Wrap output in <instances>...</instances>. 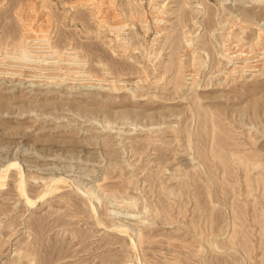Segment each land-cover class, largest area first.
Here are the masks:
<instances>
[{"label": "rangeland", "instance_id": "rangeland-1", "mask_svg": "<svg viewBox=\"0 0 264 264\" xmlns=\"http://www.w3.org/2000/svg\"><path fill=\"white\" fill-rule=\"evenodd\" d=\"M100 1L0 0V264H264V0Z\"/></svg>", "mask_w": 264, "mask_h": 264}, {"label": "bare ground", "instance_id": "bare-ground-1", "mask_svg": "<svg viewBox=\"0 0 264 264\" xmlns=\"http://www.w3.org/2000/svg\"><path fill=\"white\" fill-rule=\"evenodd\" d=\"M105 1V0H104ZM110 1V0H109ZM107 2V4H102L101 3V1L99 2V6H98V14H101L102 16L103 15H107V12H108V10H110L109 9V7H110V5L112 6L113 4H112V2ZM256 1L257 0H251L250 2H248V3H253V2H255L256 3ZM259 1V0H258ZM258 3V2H257ZM30 5V4H29ZM101 6V7H100ZM95 8H96V6H95ZM100 8H104V9H106V11H104L103 10V12H101L100 11ZM114 9H115V7H114ZM36 10V9H35ZM35 10H33L32 8H25V7H20V9L18 10V12L16 13V15L18 16V19H20L22 22H20L19 20V22L20 23H23V26H24V31L26 32V36H28V37H30V35H33L34 36V32H35V30L32 28V26L37 22V20H35L36 18H35V15L34 16H32V15H29V14H31V12H35ZM112 10H110V12H111ZM114 11H112V13H113ZM118 14V13H117ZM15 15V16H16ZM100 17L101 18V22L102 23H105V24H107V26L109 27V31H112L113 30V32L114 31H116L117 32V34H119L120 33V31L122 32V30H124L125 28H126V26L125 25H122V23L121 24H117V21H116V19H115V16H111V17H106V16H103V17ZM120 16V15H119ZM107 20L109 21V23L107 22ZM252 20V19H251ZM116 21V22H115ZM46 24V23H45ZM35 27H36V25H35ZM262 29V28H261ZM27 30V31H26ZM47 30V29H46ZM46 30L44 31L45 32V34H46ZM259 30H260V27H259ZM38 31H39V29H38ZM41 31V30H40ZM39 31V32H40ZM261 31V30H260ZM30 32H33V34L32 33H30ZM36 32H37V29H36ZM35 32V33H36ZM39 32H37V33H39ZM119 32V33H118ZM37 33H36V35H37ZM42 33H43V31H42ZM115 33V32H114ZM123 33V32H122ZM28 34V35H27ZM263 34V33H262ZM40 35V37H42V36H44V35H42V34H39ZM39 35H37V37L36 38H39L38 36ZM48 35V34H47ZM258 37H260L261 38V35L258 33ZM117 36V35H116ZM46 37V36H45ZM27 37H25V39H26ZM31 38V37H30ZM34 38H35V36H34ZM42 39V38H41ZM46 38H44V40H45ZM27 40V39H26ZM47 40H49V38L47 37V39L45 40L46 41V43L43 41V44L45 43V44H47L48 45V42H47ZM262 40V39H261ZM32 41V40H31ZM40 41V40H39ZM40 43H42V42H39V44ZM50 44V43H49ZM49 46V45H48ZM47 46V47H48ZM189 46L190 47H192V41L190 40L189 41ZM41 47H43V46H41ZM27 48H28V46H27ZM50 48V47H49ZM193 48V47H192ZM260 48V47H259ZM45 49V48H44ZM46 49H48V48H46ZM239 49V48H238ZM248 50V49H247ZM225 51V50H224ZM233 51V50H232ZM193 52V49H191V51H190V53H192ZM231 52V51H230ZM248 52H249V50H248ZM21 53H22V55H23V57L24 58H29L30 57V55H29V50H25V49H22L21 48ZM238 53V52H237ZM241 53H243V52H241V51H239V54H237V55H234V57H238V56H240L241 55ZM232 54V53H231ZM158 55V54H157ZM247 55L248 54H245V56L244 57H247ZM233 56V55H232ZM243 56V55H242ZM229 59V58H228ZM235 59V58H234ZM239 60V59H238ZM231 62V61H230ZM194 70V69H193ZM191 160V159H190ZM9 167H17V165H16V163L14 162V163H10V164H8L3 170H1L0 171V186H2L3 184L1 183L2 182V180H4L5 178H6V172H7V170H8V168ZM203 170V169H202ZM17 171H18V174H19V180H18V185H17V190H18V192H19V195L24 199V201L28 204V205H33L36 201L35 200H30V199H28V197L27 196H25V193H24V182H23V179H22V176H21V172H20V170H19V166L17 167ZM213 181V180H212ZM50 182H64L63 181V179L62 178H59L58 177V179H56V180H50ZM51 186H46V189L41 193V195H39V197H38V199L39 200H41L42 198H44L46 195H48V194H50L53 190H52V188H50ZM170 193V192H169ZM84 196V195H83ZM91 205V204H90ZM91 208L93 209V211H95V208H93V206L91 205ZM95 213V212H94ZM97 215V214H96ZM130 218L131 217H126V219H129L130 220ZM213 219H214V216H213ZM215 221V220H214ZM217 222V221H216ZM100 223V222H99ZM208 223V222H207ZM101 225H102V223H101ZM208 227V226H207ZM113 229H115V231H117L118 233H121V234H126V235H128V232H129V229H130V224H128L127 222L126 223H121L120 225H118V226H115V227H113ZM198 229V228H197ZM192 232H194V231H192ZM219 232V231H218ZM244 232V231H243ZM142 239V238H141ZM140 239V240H141ZM143 240V239H142ZM130 241H131V247H132V249H133V251H135L134 249H136V247H135V243H134V241H133V239L131 238L130 239ZM216 243V242H215ZM141 245V244H140Z\"/></svg>", "mask_w": 264, "mask_h": 264}]
</instances>
